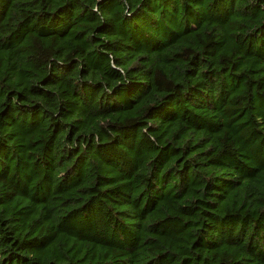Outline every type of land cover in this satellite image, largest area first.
Returning <instances> with one entry per match:
<instances>
[{
  "label": "trees",
  "instance_id": "trees-1",
  "mask_svg": "<svg viewBox=\"0 0 264 264\" xmlns=\"http://www.w3.org/2000/svg\"><path fill=\"white\" fill-rule=\"evenodd\" d=\"M0 264H264V0H0Z\"/></svg>",
  "mask_w": 264,
  "mask_h": 264
}]
</instances>
